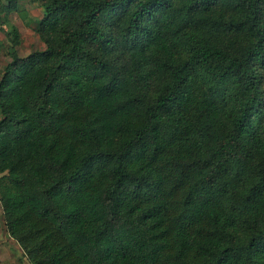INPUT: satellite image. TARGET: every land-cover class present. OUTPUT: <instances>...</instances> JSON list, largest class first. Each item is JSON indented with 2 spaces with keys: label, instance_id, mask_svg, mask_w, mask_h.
I'll return each mask as SVG.
<instances>
[{
  "label": "trees",
  "instance_id": "1",
  "mask_svg": "<svg viewBox=\"0 0 264 264\" xmlns=\"http://www.w3.org/2000/svg\"><path fill=\"white\" fill-rule=\"evenodd\" d=\"M36 1L24 56L0 4V204L29 264H264V0Z\"/></svg>",
  "mask_w": 264,
  "mask_h": 264
},
{
  "label": "rangeland",
  "instance_id": "2",
  "mask_svg": "<svg viewBox=\"0 0 264 264\" xmlns=\"http://www.w3.org/2000/svg\"><path fill=\"white\" fill-rule=\"evenodd\" d=\"M8 0H0V4H7ZM19 9L21 11L11 12L7 14L8 23L3 24L2 29H7L9 25H13L19 31V43L13 47L17 50L20 56L27 55L31 51L40 50L45 47L44 43L40 40L38 35L34 31L35 23L30 20L31 18H38L42 15L43 10L40 4L36 0H18ZM0 29V40L3 43V47L0 50V76L5 65L10 61L9 51L11 48V42L5 35L3 30ZM261 81H260V92L263 98V108H264V68L260 70ZM3 219L0 214V227L3 229ZM0 242H6V246H0V264H12L10 260H6L7 257L14 258L15 263L19 264H29L28 260L23 254L22 249L16 244L7 232L0 233ZM6 260V261H5Z\"/></svg>",
  "mask_w": 264,
  "mask_h": 264
},
{
  "label": "crops",
  "instance_id": "3",
  "mask_svg": "<svg viewBox=\"0 0 264 264\" xmlns=\"http://www.w3.org/2000/svg\"><path fill=\"white\" fill-rule=\"evenodd\" d=\"M0 214L2 215L1 204H0ZM2 219H3V216H2ZM2 224H3V228H5L4 231H3V233L5 232V234H6L7 231H6V227H5V224H4V220H3V223H2ZM2 230H3V229L0 227V233L3 235ZM7 235H8V233H7ZM9 237H10V236H9ZM10 238H11V237H10ZM11 240H13V239L11 238ZM13 241L15 242V240H13ZM15 243H16V242H15ZM16 244H17V243H16ZM1 245L6 246V242H0V246H1ZM19 247H20V246H19ZM8 259L10 260V263H12V264H19L18 262L15 263L16 260H15L14 258H12V257H10V258L7 257L6 260H8ZM6 260H5V261H6Z\"/></svg>",
  "mask_w": 264,
  "mask_h": 264
}]
</instances>
